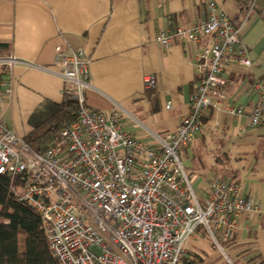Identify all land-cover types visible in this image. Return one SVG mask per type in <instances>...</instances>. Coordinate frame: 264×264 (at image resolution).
<instances>
[{
  "label": "built area",
  "instance_id": "1",
  "mask_svg": "<svg viewBox=\"0 0 264 264\" xmlns=\"http://www.w3.org/2000/svg\"><path fill=\"white\" fill-rule=\"evenodd\" d=\"M197 1L203 11L190 26L159 30L155 36L160 50L181 42L197 79L188 114L176 130L154 136V146L124 132L116 113L86 108L90 61L83 51H54L53 67L72 85L76 115L44 153L32 152L8 130L4 113L10 89L8 82L0 83L5 89L0 94V175L28 176L19 198L40 217L57 264H180L199 226L233 264L220 243L238 235L242 219L258 222L264 215L263 206L231 181L204 180L196 192L180 157L210 114L245 118L250 131L264 128L260 83L252 86L249 106L227 105L224 95L225 73L251 67L249 49L240 40L246 17L235 24L215 0ZM194 45L200 46L195 54L189 51ZM16 63L0 59L8 74ZM144 85L152 89L153 79Z\"/></svg>",
  "mask_w": 264,
  "mask_h": 264
},
{
  "label": "crops",
  "instance_id": "2",
  "mask_svg": "<svg viewBox=\"0 0 264 264\" xmlns=\"http://www.w3.org/2000/svg\"><path fill=\"white\" fill-rule=\"evenodd\" d=\"M215 1L235 22L239 2ZM197 2L0 0V44L9 46L5 58L17 61L9 74L0 64V83L8 82L10 89L4 113L8 130L22 140L32 131V115L41 107L60 104L72 90L53 67L54 51L61 48L69 53L83 51L89 58L86 108L116 113L124 132L156 145L154 136L176 130L188 114L197 76L180 41L160 50L155 36L159 30L170 33L190 26L203 11ZM240 40L249 49L251 67L225 73L224 95L227 105L246 107L254 100L252 84L258 82L264 90V21L257 13H247ZM199 47L191 46L189 51L195 54ZM147 78L154 81L149 90L144 85ZM3 91L0 86V94ZM210 126L226 133L221 152L230 156V164H225L244 196L264 208V128L250 131L245 118L231 120L221 112L211 115ZM207 146L212 147L198 137L181 158L191 171L189 177L197 176L195 190L204 187V180L215 178L209 170L215 161L206 153ZM233 240L242 257L259 256L264 261V215L258 222L242 219Z\"/></svg>",
  "mask_w": 264,
  "mask_h": 264
},
{
  "label": "trees",
  "instance_id": "3",
  "mask_svg": "<svg viewBox=\"0 0 264 264\" xmlns=\"http://www.w3.org/2000/svg\"><path fill=\"white\" fill-rule=\"evenodd\" d=\"M237 1L240 7L235 22L243 20L250 9L264 21V12L261 9L252 6L246 0ZM8 51L7 44H0V59L5 58ZM75 115L76 103L69 93H65L60 104L41 107L32 115L29 121L32 131L22 139V142L34 153L46 152L59 142L61 133L72 125ZM210 122L211 114L203 120L202 128L196 136L200 142L206 141L212 146H207L205 150L215 161L209 170L215 178L236 183L231 176L232 170L226 166L230 164L231 158L221 152L227 140L226 133L215 131ZM261 148H264V145ZM27 183L28 176L25 174L14 178L0 175V264H57L50 251L40 217L20 201V191ZM198 238L208 240L203 232ZM190 244L180 264H203L204 260L197 246ZM241 258L243 263L238 260H234V263L264 264L259 256ZM221 262L226 264L222 260Z\"/></svg>",
  "mask_w": 264,
  "mask_h": 264
},
{
  "label": "rangeland",
  "instance_id": "4",
  "mask_svg": "<svg viewBox=\"0 0 264 264\" xmlns=\"http://www.w3.org/2000/svg\"><path fill=\"white\" fill-rule=\"evenodd\" d=\"M184 151L185 150L182 148V150L180 152L181 158L184 154ZM186 172L188 175H190V173H191L190 169H186ZM196 177H194L192 179L190 178L193 185H194ZM194 186H196V185H194ZM197 190H198V188H197ZM197 190H196V192H199L201 190V188H199L198 191ZM202 232H203L202 228L199 226L196 230L194 237L191 240H189V242L186 245L185 255L187 254V250H188V246H189L188 244L191 243L190 245L197 246L198 252L201 253L200 256H202V258L204 260L203 264H222L221 260L223 262H225V260L221 256V254L216 249H214L213 246L210 244V241L208 242V240H203V239L198 238L202 234ZM220 244L226 250V252L229 254V257L232 260L233 264H235L234 260H238L240 263H243V260L241 258L242 252L240 253L239 250H237L233 239L226 238ZM243 255H245V253H243Z\"/></svg>",
  "mask_w": 264,
  "mask_h": 264
},
{
  "label": "water",
  "instance_id": "5",
  "mask_svg": "<svg viewBox=\"0 0 264 264\" xmlns=\"http://www.w3.org/2000/svg\"><path fill=\"white\" fill-rule=\"evenodd\" d=\"M246 1L249 2L252 6L257 7L264 12V0H246Z\"/></svg>",
  "mask_w": 264,
  "mask_h": 264
}]
</instances>
